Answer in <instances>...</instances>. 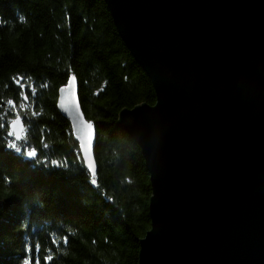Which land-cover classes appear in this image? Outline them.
<instances>
[{"label": "water", "instance_id": "obj_1", "mask_svg": "<svg viewBox=\"0 0 264 264\" xmlns=\"http://www.w3.org/2000/svg\"><path fill=\"white\" fill-rule=\"evenodd\" d=\"M103 2L156 98L117 122L151 187L137 264H264V0ZM61 88L56 109L95 175L96 127L77 80L71 111Z\"/></svg>", "mask_w": 264, "mask_h": 264}, {"label": "trees", "instance_id": "obj_2", "mask_svg": "<svg viewBox=\"0 0 264 264\" xmlns=\"http://www.w3.org/2000/svg\"><path fill=\"white\" fill-rule=\"evenodd\" d=\"M0 21V264L48 255L47 264H137L151 187L117 122L121 110L155 103L151 81L103 0H0ZM73 75L96 127L95 175L56 109ZM16 116L21 142L9 129Z\"/></svg>", "mask_w": 264, "mask_h": 264}, {"label": "snow or ice", "instance_id": "obj_3", "mask_svg": "<svg viewBox=\"0 0 264 264\" xmlns=\"http://www.w3.org/2000/svg\"><path fill=\"white\" fill-rule=\"evenodd\" d=\"M20 20L23 21L24 17L20 16ZM0 22H2V21H0ZM75 79H76V77L74 75L70 76L69 79H68L67 85L61 88V91L67 92V96L64 99V104H65L67 110H70V111L73 110V108H74V98H73V94H72V82ZM33 91H35V89H33ZM22 95H23L24 99L26 100L27 99V95L23 94V93H22ZM7 103L10 106H14V101L11 100V99H9ZM21 107L23 108V107H25V105H21ZM76 110H79V116H82V113H81V110L79 108L78 103L75 104V112H76ZM33 114L35 115L36 113L34 112ZM74 119L76 121L78 120V116L76 114L74 116ZM17 120L19 121L20 126L23 127L22 121L20 120L19 116H17V119L10 121V126H14L16 124ZM64 242H65V244L67 243V238H65ZM36 250L38 252L39 251V247H37ZM52 258H53L52 255L46 256L45 257V264H47L48 261L52 260ZM36 264H39V260L36 261Z\"/></svg>", "mask_w": 264, "mask_h": 264}, {"label": "rangeland", "instance_id": "obj_4", "mask_svg": "<svg viewBox=\"0 0 264 264\" xmlns=\"http://www.w3.org/2000/svg\"><path fill=\"white\" fill-rule=\"evenodd\" d=\"M96 161V160H95ZM87 169V168H86Z\"/></svg>", "mask_w": 264, "mask_h": 264}]
</instances>
